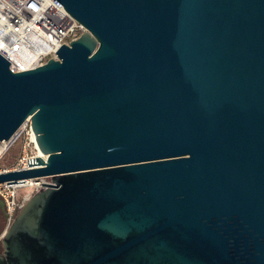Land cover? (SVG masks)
<instances>
[{"label":"water","instance_id":"water-1","mask_svg":"<svg viewBox=\"0 0 264 264\" xmlns=\"http://www.w3.org/2000/svg\"><path fill=\"white\" fill-rule=\"evenodd\" d=\"M57 1L86 33L0 54V142L44 156L0 184L54 183L0 264H264V0Z\"/></svg>","mask_w":264,"mask_h":264},{"label":"built area","instance_id":"built-area-1","mask_svg":"<svg viewBox=\"0 0 264 264\" xmlns=\"http://www.w3.org/2000/svg\"><path fill=\"white\" fill-rule=\"evenodd\" d=\"M87 30L71 17L57 0H0V54L10 63L14 72L34 68L45 63L49 58H56V51L62 44H69ZM44 51L26 68L12 62L13 56H22L32 51ZM34 133L27 119L15 135L8 141L0 142V158L19 139L25 140L22 153L11 170L28 168L27 160L39 156L33 141ZM32 144L34 150L30 148ZM44 158V156L41 155ZM8 170H0L4 172ZM48 177L27 180L18 184H0V200L4 205L5 218L8 222L14 219L19 209L28 201L30 194L21 202L16 199V190L41 188L53 185ZM33 193V192H31Z\"/></svg>","mask_w":264,"mask_h":264},{"label":"rangeland","instance_id":"rangeland-1","mask_svg":"<svg viewBox=\"0 0 264 264\" xmlns=\"http://www.w3.org/2000/svg\"><path fill=\"white\" fill-rule=\"evenodd\" d=\"M24 142H25V140L23 138L17 140L4 153V155L0 158V170H11L12 166L14 165V163L16 162V160L20 157V155L22 153ZM30 148L32 150H34L32 144L30 145ZM31 192H33V193H31ZM35 193H36V191L32 190L31 188H19L16 190V199L18 202H21L26 195L30 194V198H31ZM26 202H24V205L26 204ZM20 210L21 209H19V211ZM18 212H17V214H18ZM4 214L1 212V209H0V252L3 250V245H2L3 236H2V234L7 230V228L10 226V224L14 220L13 219L12 221L8 222L7 219L5 218ZM16 215L14 216V218L16 217Z\"/></svg>","mask_w":264,"mask_h":264},{"label":"bare ground","instance_id":"bare-ground-1","mask_svg":"<svg viewBox=\"0 0 264 264\" xmlns=\"http://www.w3.org/2000/svg\"><path fill=\"white\" fill-rule=\"evenodd\" d=\"M44 51L43 48L40 49V51H32L30 53H25L22 56H13L12 62L16 63L21 68H26L29 66V64L40 54V52ZM33 141L35 142V137H33ZM35 145L37 147V144L35 142ZM38 149V148H37ZM39 151V150H38ZM42 154L39 151V156Z\"/></svg>","mask_w":264,"mask_h":264},{"label":"flooded vegetation","instance_id":"flooded-vegetation-1","mask_svg":"<svg viewBox=\"0 0 264 264\" xmlns=\"http://www.w3.org/2000/svg\"><path fill=\"white\" fill-rule=\"evenodd\" d=\"M3 250L0 252V256L2 255Z\"/></svg>","mask_w":264,"mask_h":264}]
</instances>
